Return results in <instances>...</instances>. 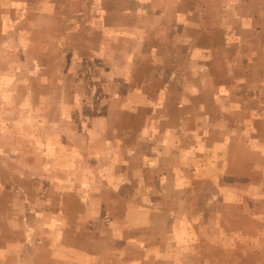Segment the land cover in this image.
<instances>
[{"label": "rangeland", "instance_id": "1", "mask_svg": "<svg viewBox=\"0 0 264 264\" xmlns=\"http://www.w3.org/2000/svg\"><path fill=\"white\" fill-rule=\"evenodd\" d=\"M190 70L251 111L152 211L121 179ZM37 261L264 264V0H0V264Z\"/></svg>", "mask_w": 264, "mask_h": 264}, {"label": "crops", "instance_id": "2", "mask_svg": "<svg viewBox=\"0 0 264 264\" xmlns=\"http://www.w3.org/2000/svg\"><path fill=\"white\" fill-rule=\"evenodd\" d=\"M200 48L206 55L207 47ZM204 72L184 71L185 82L177 90L165 84L159 101L151 106L136 133L147 148L135 154L130 151L139 163L121 182L133 184L141 193V203L152 211L166 206L158 202L159 194H166L163 198L169 200L172 193L191 191L193 182L204 175L201 170L207 165L214 167L224 158L233 143L232 129L237 125L234 113L251 111L249 105L227 103L229 97H238L237 92L230 87L220 89L219 84L217 88L210 87L212 78ZM119 184L123 183L113 186ZM72 248L80 254L79 247Z\"/></svg>", "mask_w": 264, "mask_h": 264}]
</instances>
